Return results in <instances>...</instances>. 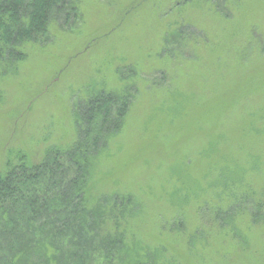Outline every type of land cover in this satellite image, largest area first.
<instances>
[{
  "label": "rangeland",
  "instance_id": "1",
  "mask_svg": "<svg viewBox=\"0 0 264 264\" xmlns=\"http://www.w3.org/2000/svg\"><path fill=\"white\" fill-rule=\"evenodd\" d=\"M75 6L0 65V171L69 145L82 102L132 86L93 171L95 193L139 204L129 242L171 264H264V219L249 215L264 203V0Z\"/></svg>",
  "mask_w": 264,
  "mask_h": 264
},
{
  "label": "trees",
  "instance_id": "2",
  "mask_svg": "<svg viewBox=\"0 0 264 264\" xmlns=\"http://www.w3.org/2000/svg\"><path fill=\"white\" fill-rule=\"evenodd\" d=\"M75 2L0 0V65L14 61L18 46L47 38L59 15L65 24L76 14ZM249 39L240 51L254 49ZM134 93L126 84L119 91L94 93L76 113L69 145L45 150L38 162L19 153L5 162L0 171V264H171L161 261L158 251L129 242L127 225L139 211L133 195L95 193V163L120 129ZM259 200L254 199L249 215L264 219ZM215 211L217 220L229 216L218 214L221 208Z\"/></svg>",
  "mask_w": 264,
  "mask_h": 264
}]
</instances>
